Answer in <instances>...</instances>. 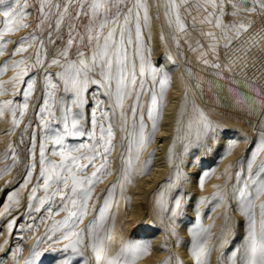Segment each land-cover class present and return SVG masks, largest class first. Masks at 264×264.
<instances>
[{
  "label": "bare ground",
  "instance_id": "bare-ground-1",
  "mask_svg": "<svg viewBox=\"0 0 264 264\" xmlns=\"http://www.w3.org/2000/svg\"><path fill=\"white\" fill-rule=\"evenodd\" d=\"M121 6L63 67L62 96L51 100L93 104L89 115L72 113L80 123L70 143L79 140L88 173L104 171L85 205L93 223L101 210L105 220L83 236L90 263L75 264H229L228 246L238 249L239 264H264L256 230H264V0ZM33 20L29 0H0V169L11 153L15 107L34 78L27 79ZM50 132L40 133V144ZM24 193L22 182L5 195L1 239L11 219L27 214ZM51 225H43L40 250L52 245ZM252 227L262 239L258 253ZM76 230L64 229L62 240ZM58 256L43 259L62 264Z\"/></svg>",
  "mask_w": 264,
  "mask_h": 264
},
{
  "label": "rangeland",
  "instance_id": "rangeland-1",
  "mask_svg": "<svg viewBox=\"0 0 264 264\" xmlns=\"http://www.w3.org/2000/svg\"><path fill=\"white\" fill-rule=\"evenodd\" d=\"M29 1L34 20L28 32L33 37V44L27 79L34 78L26 88L24 101H20L15 107L10 131L11 153L6 164L0 169V205L8 191L18 189L24 182V199L21 198L29 207L27 214L8 222L4 238L0 237V264H45L43 257L46 254L51 257L59 255L58 258L64 259L62 264H75V261L81 258L90 263L82 247L83 236L87 233L94 236L105 220V214L101 210L98 221L93 223L91 217L86 215L85 203L90 197L91 188L96 185L98 176L102 177L104 171L88 173L77 150L76 142L79 140L74 143H70V140L76 137V134L78 136L75 132H78L76 129L79 127L78 122L80 123L78 117L71 120L72 113L78 109L84 116L86 112L89 115L88 109L92 108L93 104L82 101L77 107H54L51 100L54 97L59 100L57 94L62 96L63 90L56 78L60 77L63 67L82 50L90 48L96 35L107 27L113 13L119 11L126 0ZM117 5L119 8L114 10ZM89 25L91 32L86 30ZM23 90L25 91V86ZM46 91L50 92L51 96L45 102ZM102 121L99 117L95 119V123L101 124ZM48 128L51 130V138L46 145L40 144V133L46 135ZM68 138L69 145L65 146L64 141ZM39 155H42L40 165L36 161ZM41 168L44 170L39 174L38 169ZM79 192L82 197H78ZM21 198L18 197L13 206H17ZM71 200H75L73 204ZM45 206H49L48 209ZM60 208H63L61 212ZM53 211L59 214H53ZM58 215L61 216L57 218ZM261 215L263 217L258 219L259 225L264 221V210ZM2 220L0 217V233L4 221ZM56 220L55 225H51L50 222ZM73 221L78 226L71 225ZM45 222L55 229L53 237L60 242V246L53 238L50 242L52 245L42 251L39 243L44 237L42 231ZM232 224L231 232H235L237 223ZM73 227L77 229L74 237L62 240L63 230H71ZM253 227L251 235L254 238L255 251L258 253L264 239V230L257 227L256 230L261 232L258 236L262 239L257 238ZM228 248L229 264H239L238 249L231 246ZM250 250L253 251L254 248ZM66 259L68 262H65Z\"/></svg>",
  "mask_w": 264,
  "mask_h": 264
}]
</instances>
